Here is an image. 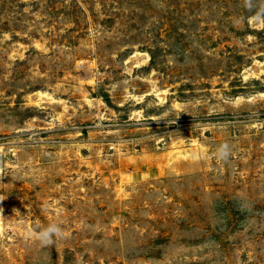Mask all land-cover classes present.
<instances>
[{
  "label": "rangeland",
  "instance_id": "obj_1",
  "mask_svg": "<svg viewBox=\"0 0 264 264\" xmlns=\"http://www.w3.org/2000/svg\"><path fill=\"white\" fill-rule=\"evenodd\" d=\"M254 3L0 0V264H264Z\"/></svg>",
  "mask_w": 264,
  "mask_h": 264
},
{
  "label": "clouds",
  "instance_id": "obj_2",
  "mask_svg": "<svg viewBox=\"0 0 264 264\" xmlns=\"http://www.w3.org/2000/svg\"><path fill=\"white\" fill-rule=\"evenodd\" d=\"M245 5L249 9L256 6L254 0H245ZM253 19L264 22V7H259L256 10ZM232 151L233 149L229 142H222L216 147L215 157L221 162H228L232 155ZM62 236L63 228L59 224L52 223L36 232L34 238L41 246H50L54 244L56 238H62Z\"/></svg>",
  "mask_w": 264,
  "mask_h": 264
},
{
  "label": "bare ground",
  "instance_id": "obj_3",
  "mask_svg": "<svg viewBox=\"0 0 264 264\" xmlns=\"http://www.w3.org/2000/svg\"><path fill=\"white\" fill-rule=\"evenodd\" d=\"M0 213H1V207H0Z\"/></svg>",
  "mask_w": 264,
  "mask_h": 264
}]
</instances>
